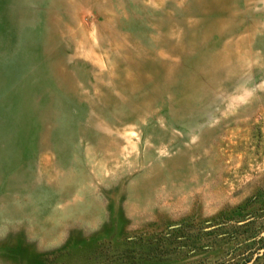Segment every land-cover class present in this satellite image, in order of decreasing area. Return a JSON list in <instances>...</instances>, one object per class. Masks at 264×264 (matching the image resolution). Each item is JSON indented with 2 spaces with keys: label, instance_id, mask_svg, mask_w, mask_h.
<instances>
[{
  "label": "rangeland",
  "instance_id": "rangeland-1",
  "mask_svg": "<svg viewBox=\"0 0 264 264\" xmlns=\"http://www.w3.org/2000/svg\"><path fill=\"white\" fill-rule=\"evenodd\" d=\"M0 264H264V0H0Z\"/></svg>",
  "mask_w": 264,
  "mask_h": 264
}]
</instances>
